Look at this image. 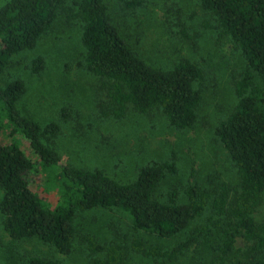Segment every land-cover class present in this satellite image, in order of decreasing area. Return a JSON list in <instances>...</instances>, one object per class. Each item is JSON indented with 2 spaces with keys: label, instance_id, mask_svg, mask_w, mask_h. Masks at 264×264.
Instances as JSON below:
<instances>
[{
  "label": "trees",
  "instance_id": "1",
  "mask_svg": "<svg viewBox=\"0 0 264 264\" xmlns=\"http://www.w3.org/2000/svg\"><path fill=\"white\" fill-rule=\"evenodd\" d=\"M196 2L204 14L201 34L230 40L242 60L231 110L213 130L229 161L226 178L210 165L209 171L195 169V162L178 175L173 157L135 166L125 180L87 168L76 149L62 162L57 140L71 110L63 106L58 120L40 123L16 108L26 93L23 74L39 77L45 69L41 56L28 61L19 55L34 49L65 14L81 23L82 69L106 91L107 101L98 103L101 117L121 120L130 111L148 115L155 110L175 131L196 127L214 75L200 50L184 53L180 39L167 51L169 64L141 54L158 23H168L159 21L158 0H8L0 7V130L10 137L9 144L0 145V228L17 242L3 248L5 264L9 259L58 264L57 255L72 256L80 233L76 218L96 211L108 212L116 232L126 221L132 232L108 245L79 236L91 253L103 254L86 264H125L133 258L141 264H264V0ZM174 19L180 24L177 13ZM183 31L182 38L195 39L200 47L193 29ZM156 39L158 49L151 53H166L163 45L173 39L163 34ZM35 173L50 179L38 194L28 183ZM54 191L59 197L53 206L46 196ZM26 240L48 246L54 259L29 256L21 247Z\"/></svg>",
  "mask_w": 264,
  "mask_h": 264
},
{
  "label": "rangeland",
  "instance_id": "2",
  "mask_svg": "<svg viewBox=\"0 0 264 264\" xmlns=\"http://www.w3.org/2000/svg\"><path fill=\"white\" fill-rule=\"evenodd\" d=\"M7 1L0 0V7ZM158 3L159 21L168 23L163 25L157 22L159 26L153 31L157 36L163 34L165 40L167 38L173 40L163 45L166 53H151V48L158 47L157 36L154 34V39L145 43L141 54L151 62L169 64L171 59L167 51L173 50L176 41L180 39L178 42L185 44L184 53L188 50L194 53L200 50L204 62H207L209 72L214 75L211 84L213 88L210 87L203 94L201 118L196 127L186 133L175 131L155 110L148 115L130 111L121 120L101 117L98 113V103L102 100L107 101L106 91L99 90L98 78L82 69L80 63L84 58L81 45V23L77 19L67 18L65 14L59 15L55 27L44 39L38 41L34 49L19 55L28 57V61L41 56L45 62V69L39 77L29 73L23 74L27 84L26 93L18 100L16 108L23 116L40 123L58 120L63 106L71 110L70 123L64 124L65 132L57 140V147L64 155L62 162L67 158V154L71 153L70 149H76L83 153V155L80 154L79 160L87 168L101 169L108 175H117L112 176L114 178L125 180L134 172L135 166H141L147 161L161 162L173 157L171 160L179 170L178 175H180L181 167L195 162V169L203 168L204 171H209L210 165L221 176L223 175L222 178H226L229 174L227 171L229 161L222 145L215 140L213 130L231 110L230 105L233 101L231 90L241 72L239 65L242 64V60L239 52L230 40L225 38L217 40L216 34H201L202 27L199 23L203 21L204 14L196 0H158ZM169 11L171 14L168 15ZM172 13L178 14L181 25L178 19L171 20ZM184 28L188 32L195 31L198 34V41L202 44L199 43L200 47L196 46L195 39L190 42L182 38ZM200 62L204 64L202 60ZM83 131L88 132L87 138L84 137L86 133L82 135ZM9 142L8 131L0 130V145H7ZM20 145L26 155L34 161L36 158L28 142L20 138ZM67 149L68 153H66ZM116 163L119 168H114ZM48 177L49 175L45 173L30 174L29 187L38 194L46 185L47 179L48 184L50 183ZM1 196L0 190V200ZM57 197L59 196L55 191L46 196L48 203L53 206ZM76 224L77 235L79 231L80 233L74 239V252L72 256H65V258L57 255L58 264H86L91 258L103 256L102 253H91L86 244L80 241L79 236L86 234L100 244L108 245L114 240L122 242L124 234L132 232L127 221L118 232L115 227L110 228L108 212L103 211L79 216L76 218ZM117 234L120 237H116ZM12 242L15 241L0 228L1 264H5L6 261L3 248H12L14 246ZM22 245L23 251L29 256L40 255L54 259L53 250L38 244L36 240H26L22 242ZM8 264H12L11 259ZM14 264L19 263L15 261ZM125 264L141 263L133 258L127 260ZM145 264H151V261Z\"/></svg>",
  "mask_w": 264,
  "mask_h": 264
}]
</instances>
